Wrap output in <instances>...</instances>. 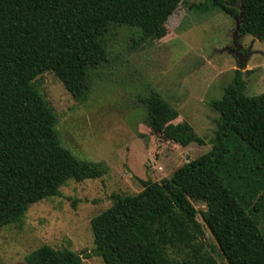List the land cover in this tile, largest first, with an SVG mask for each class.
Returning <instances> with one entry per match:
<instances>
[{"label":"trees","instance_id":"16d2710c","mask_svg":"<svg viewBox=\"0 0 264 264\" xmlns=\"http://www.w3.org/2000/svg\"><path fill=\"white\" fill-rule=\"evenodd\" d=\"M180 0H0V228L17 223L30 204L60 194L68 178H98L102 162L82 160L61 145L57 116L37 77L52 72L77 101L89 91V71L106 59L116 27L137 30V43L161 36ZM237 17L240 34L264 37V0H204ZM235 69L220 98L208 151L161 181L139 179L135 194L111 195L90 219L91 254L105 264H218L196 243L202 235L191 201L228 264H264V90L246 95ZM150 133L176 145L204 144L159 91L142 97ZM191 249L173 262L170 246ZM82 253L43 244L26 264H81Z\"/></svg>","mask_w":264,"mask_h":264},{"label":"rangeland","instance_id":"374dc122","mask_svg":"<svg viewBox=\"0 0 264 264\" xmlns=\"http://www.w3.org/2000/svg\"><path fill=\"white\" fill-rule=\"evenodd\" d=\"M203 1L180 0L165 32L139 43L136 29L116 27L106 59L88 73L91 90L83 102L52 72L37 77L57 116L61 145L79 159L102 162L106 171L98 178H68L59 195L30 204L19 222L0 228V264H26L25 255L43 244L90 253L81 264H105L91 254L90 219L112 204L111 195L135 194L142 189L139 179L159 182L209 150L218 117L209 101L221 97L235 69L243 73L246 95L264 90V37L240 34L238 18L221 8L195 7ZM148 87L175 107L173 123L188 122L204 144L182 147L150 133L142 102ZM191 203L202 229L200 251L228 264L201 219L205 204ZM167 252L178 263L191 249L174 245Z\"/></svg>","mask_w":264,"mask_h":264}]
</instances>
